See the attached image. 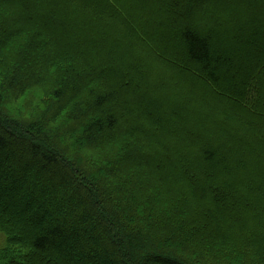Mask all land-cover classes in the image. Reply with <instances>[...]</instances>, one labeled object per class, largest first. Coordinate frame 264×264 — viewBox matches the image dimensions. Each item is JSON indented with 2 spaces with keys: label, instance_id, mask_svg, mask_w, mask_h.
I'll list each match as a JSON object with an SVG mask.
<instances>
[{
  "label": "trees",
  "instance_id": "16d2710c",
  "mask_svg": "<svg viewBox=\"0 0 264 264\" xmlns=\"http://www.w3.org/2000/svg\"><path fill=\"white\" fill-rule=\"evenodd\" d=\"M193 1L0 0V160L9 161L0 162V264H103L105 256L96 251L99 245L83 237L93 220L102 224L101 244L105 251L113 250L118 264H208L207 258L231 261L235 251L251 256L244 257V264H264V136L239 145L231 136L214 144L199 135L203 142L196 156L179 152L172 158L144 152L138 140L146 142L166 131L180 136L192 129L191 124L183 112L178 114L179 107L160 103L145 85L130 80L122 64L112 58L105 64L91 62V51L101 50L89 40L95 28H82L81 50L73 43L82 22L79 10L99 18L109 15L131 33L130 39L139 30L153 32L162 54L179 56L190 79L201 78L221 97L222 119L237 117L245 126L257 127L264 120V62L260 68L252 64L237 70L233 56L241 46L251 50L263 43L264 0H257L262 6L251 18L231 4L222 9L210 6L195 20L178 22L179 33L169 32L177 27H167L168 21L160 15L173 8L177 12ZM153 54L158 56L155 50ZM186 69L175 64L169 75L182 80ZM94 77L102 87L91 88L86 98L84 90ZM34 87L45 88L48 97L63 105L49 119L61 118L59 129L53 130V122L45 121L48 113L9 110L12 102L18 106L24 99L26 106L30 101L34 104L32 109L50 106L27 94ZM107 107L122 112H107ZM138 122L146 124L142 131ZM117 129L125 135H115ZM75 135L74 142L59 144ZM104 140L115 153L107 161L101 160ZM75 144L92 150L90 167L80 163ZM128 164L151 175L180 174L187 182L189 199L196 202L193 214H189L192 202L187 195L166 196L149 182L143 185L156 198L145 196L152 201L136 204L132 182L137 176L125 171ZM20 165L28 174L14 178L27 179L31 202L17 200L23 198L22 192L4 175L10 170L18 173ZM44 190L43 204H31ZM49 190L53 191L50 198ZM80 200L84 209L76 204ZM12 201L18 203L17 210ZM198 212L205 216L203 220ZM75 243L77 255L71 259Z\"/></svg>",
  "mask_w": 264,
  "mask_h": 264
},
{
  "label": "rangeland",
  "instance_id": "374dc122",
  "mask_svg": "<svg viewBox=\"0 0 264 264\" xmlns=\"http://www.w3.org/2000/svg\"><path fill=\"white\" fill-rule=\"evenodd\" d=\"M228 4L233 5L230 6L233 7L234 10L237 9L238 11L249 13L250 18L252 17V15L259 13L260 12L259 9L262 6L261 1H257V0H194L193 2L185 5L184 8L182 9L179 8L177 12H174L175 8L166 11L164 14L160 15L159 19L162 18L161 19L162 21H168L167 27H174V26L177 27V28H169V32L179 33V31H181V27L177 26L179 25L178 22L195 20L193 17L197 16L199 13L203 12L204 10L205 11L209 10L210 6H212L213 8L216 7L222 9L223 7H225V5ZM79 13L82 17V22L77 27L79 28L76 30L77 37L74 39L73 42L75 45H77V49L81 50L82 49L81 45L84 43V40L82 39V28L88 29V26H92V28H95V32L90 35L89 40L93 41L94 44L101 47V50L91 51V57H90L91 62L97 64H105V60L112 58L111 59L112 61H115L117 64H122L123 67L125 66L124 73L128 75V78L130 80L134 79L135 82L139 84V86L145 85L152 92L151 93L148 91V93L153 94V98L157 99L160 103H163L168 107L170 106H176L177 108L179 107L180 110L178 111L179 112L178 114L180 115L181 112H183L185 121L187 119V121L191 124L189 125L193 130L189 128V132L186 131L180 136L176 135L174 132L171 133L166 131L160 134H158L159 133L158 132L157 134H155L156 135L155 138L154 136H152L150 140H146V142L138 140V142H141L142 151L150 152L152 154L161 153L165 156L169 155L172 158H177L179 152L196 156L198 155V150H199L198 144L200 142H203V140L197 139L199 135L200 136L205 135L206 137L205 139L211 141L214 144H218V142L221 140L225 141L227 140V136H231L233 143L235 144L237 143L239 145L242 143L245 144V140L252 141L256 138L264 136V120L258 122L257 127L256 126L254 127V125L245 126L244 123H242L241 120L237 117H235L236 118L235 120H231V121H226L222 119L221 116L222 111L219 110L221 106L220 104L221 97L216 93H214L213 91H211L208 88V85H205L204 81L201 78H197L195 80L190 79L188 77L189 71L183 65V62L179 56L173 53L162 54L159 51L158 36L157 35L156 37L152 36L153 32L150 31L143 32L139 30V34L138 31H136V34H138V36L135 39H130L129 35H131V33L123 26L122 23L111 18L109 15H106L103 18H99V17L91 16L89 13L83 12L81 10H79ZM152 29L153 28H151L150 30ZM238 37L241 36L238 34ZM174 47L178 49L179 45L175 44ZM174 47H170L169 50L173 49ZM254 47L255 48L251 50L245 48L244 46H241L238 49L239 53L233 56V60H237L236 65L234 64L237 70L242 69L245 65L247 67L251 66L252 64H254V66L256 67L262 66L264 62V41L263 43L259 45H255ZM110 49H112V51H110ZM154 50L158 56L153 54ZM122 51H126L127 55L126 54L124 55ZM239 57L240 59L238 60ZM175 64H177L180 68L186 69V71L184 72L186 74L184 79L181 80L178 79L177 77H172L171 79L169 75V70H171ZM96 68L100 69L101 67L97 66ZM177 74L178 73L175 72L173 76H177ZM101 87L102 85H99L97 78L94 77V81L91 83L88 82L84 90L86 93V98L90 97L91 88L94 89V91H97V89ZM104 90H100V91H104ZM28 93L31 94L32 99L35 102L38 103L43 102L40 104H50V106L40 105L37 108L32 109L31 107H33L34 104L30 101L29 105L26 106L24 99L18 102V106L19 107L22 106L21 108H19L17 104H13L12 102L9 105V110L16 109L25 113L35 111L39 113V115L40 114L44 115L48 113L47 118H45V121H49L51 116L52 115L54 116L53 111H55L56 113L57 108L63 107V105H59V103H57L55 99L48 97L47 91L43 87H34L30 91H28L27 94ZM200 101H205V103L203 104ZM105 110L107 112L109 111L115 114H118V112H122L117 107H107ZM192 113H194V117L189 116ZM200 118H204L201 121L202 126L197 127L196 124L200 122ZM60 119L61 118L55 119V121H49V122H53L52 123L53 130L59 129L61 127L62 123ZM29 121H31V119ZM137 126H138L137 129H140L142 131V129L146 126V124L142 122H138ZM119 129L122 128L120 127ZM118 133L120 134V136L125 135L124 133L119 132V130L117 129L115 135ZM110 136L114 137L112 135ZM73 138L74 139L72 140L65 139L66 142H62L59 144L63 146L64 144H69V142H74L76 139V135ZM114 139H118V138L115 137ZM60 140L61 139H58L59 142ZM187 142H190L188 146H187ZM103 144L105 147L102 148L104 149V153L101 160L107 161L112 156H114L115 153L113 152V148L107 143L106 140L103 141ZM132 144L137 145V142L133 141ZM250 146L253 148H258L257 146H253L252 144H250ZM77 148L78 146L75 144L73 146V149L77 153V156H79V158L81 159L80 163L83 162L85 163V166L90 167L89 164H90L92 150L84 147L80 149L78 148L79 150L78 151ZM100 150L101 149L96 150L95 152ZM231 153L232 154L238 153L239 156V152H235L234 150L231 151ZM0 162L9 163V161L6 159H1ZM111 167L112 166L110 165V168ZM19 168L20 170H18V173L20 175H18V173H15L14 170H10L7 173L4 172V175L7 176L6 180H12L11 185L17 188L18 192H22L23 198L19 196L17 200L19 201L29 200V202H31L33 195L29 194L28 191L26 190L28 187L27 179L25 181H21L18 179L16 180L14 178V175L21 176L22 174L23 175L28 174L24 167L20 165ZM124 169L127 173L132 170L133 171L132 175L137 176V180H140L139 186L137 184V180H134L132 182L136 197V202H135L136 204H141L144 201L146 203L147 201H152V199L145 200V196L155 197L153 193L147 190L146 187L143 185V183L148 184V182L151 183L153 190L160 189L163 193H165L166 196H174L179 198L181 195L184 196L187 195L188 199L190 197L189 191L187 190V182L185 179H182L183 177L180 174L171 172L165 176L159 173L151 175L150 172L140 170L137 166H134L133 164H128V166H125ZM106 173L107 172L104 173L102 172L99 174L105 176ZM66 184H68V182ZM11 185L8 184V186ZM116 185H118V183H116ZM0 187H2L1 181H0ZM63 187H66V185H63ZM6 191L7 193L12 194L10 190H6ZM52 192H53L52 190H49L48 192L49 198L51 197ZM46 194L47 193L45 192V190L43 192V195L39 196L37 194V196L35 197V199H33L31 204L35 206L38 204H43V198L47 196ZM189 200L191 201V199ZM1 201H2V197L0 195V202ZM191 202H192V208L189 211L190 215L193 214L194 212L193 206L196 203L193 201ZM197 202H201L199 205H201L204 208H207L209 206L208 203L206 204L202 201H197ZM76 204L80 206L81 209H84L86 207L85 203L82 200L78 201ZM17 206L19 207L18 203L12 201V207L15 208V210L18 209ZM96 210L98 211V215L103 216L102 214L103 209L100 206H97ZM61 212H64V210L62 209ZM174 217L177 220L180 219V216L178 214H176ZM187 217H189V215ZM204 217L205 216L203 214L199 213L200 220H203ZM127 218L128 217H126V220ZM169 220L176 221L173 218H169ZM192 222H194V220H192ZM143 225H144L143 223H140V226ZM101 227H102L101 223H97V220H93L91 226L85 227L83 237L88 240L90 239V241H93L95 245H99L96 251L99 257H101V255L105 256V258L102 256L103 264H118V262H116L117 259L115 258V254L113 250L105 251L106 248L103 249V245L101 244L103 243L102 242L103 234L101 233L102 232ZM109 237L114 238L112 234L109 235ZM194 244H192V246L196 247L197 245ZM74 245L75 246L73 251H70V253H73V255L70 254L68 256L71 259L73 258L74 255H77L78 244L75 243ZM218 245L220 246V244ZM211 248L214 249L215 247H211ZM207 250L209 254L214 258L215 257L214 254H212V252L210 253L208 247ZM230 251L234 252L233 249H230ZM123 256H124V252H123ZM220 257H225V256H220ZM244 257L245 260L252 259L250 255L245 256L244 254L242 255L235 251L234 254H231V261L224 259L214 260L212 258H207L206 260L208 264L209 263L244 264L243 263Z\"/></svg>",
  "mask_w": 264,
  "mask_h": 264
}]
</instances>
